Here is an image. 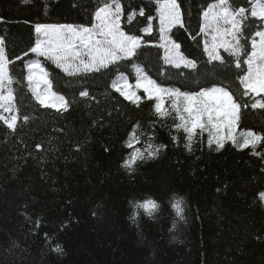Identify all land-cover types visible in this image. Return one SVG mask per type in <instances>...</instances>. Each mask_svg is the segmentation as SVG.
Masks as SVG:
<instances>
[{"label": "trees", "instance_id": "trees-1", "mask_svg": "<svg viewBox=\"0 0 264 264\" xmlns=\"http://www.w3.org/2000/svg\"><path fill=\"white\" fill-rule=\"evenodd\" d=\"M157 2L122 0L126 14H145L126 26L149 42L132 61L68 77L39 58L55 90L74 101L70 111L60 115L40 108L23 79L25 64L38 59L30 52L37 39L35 26L90 27L104 0H0V36L14 61L12 74L20 81L13 85L17 103L21 115L31 117L28 124H18L16 133L0 123V264H264V202L259 200L264 192V145L257 148L261 155L230 142L217 152L206 146L205 133L203 143L189 153L183 133L173 130L174 120L158 121L153 115L152 101L137 109L110 87L119 72L134 82L135 64L164 86L193 90L223 83L237 91L241 70L210 61L204 51L202 14L216 0H178L184 27L175 28L171 38L195 60V69L166 64L163 49L156 46ZM232 2L250 6L249 0ZM148 17H157L150 36L139 31ZM254 23L257 28L261 24ZM81 90L95 99L81 97ZM137 122L146 133L154 130L153 143L166 144L167 149L129 175L121 164L131 151L125 144ZM244 129L264 132V110L244 111L238 132ZM172 135L181 137L179 146ZM37 144L43 150H37ZM173 195L185 199L184 221L170 207ZM149 197L160 202V210L153 217L140 210L133 222V203ZM45 233L53 244H61L62 255L51 250Z\"/></svg>", "mask_w": 264, "mask_h": 264}, {"label": "snow or ice", "instance_id": "snow-or-ice-1", "mask_svg": "<svg viewBox=\"0 0 264 264\" xmlns=\"http://www.w3.org/2000/svg\"><path fill=\"white\" fill-rule=\"evenodd\" d=\"M249 4L250 6L245 7L234 5L232 0H216L202 14L204 25L201 31L211 37L210 41H204V51L210 61L221 65L234 64L235 68L241 70L236 77L239 84L237 91L234 92L230 85L223 83H213L193 90L164 86L135 64L134 82L123 72H119L110 82L112 91L137 109L143 102L152 101L153 115L158 121L169 117L174 120L173 130L183 133V146L189 153L194 151L195 145L203 143L206 133V146L210 150L214 148L219 152L230 142L239 150L251 149L252 155H261L257 148L264 145V132L258 133L252 129L238 132L244 111L249 108L253 111L264 110V0H249ZM157 11L159 43L156 46L164 50L165 62L177 68L183 66L195 69V60L188 59L180 51V44L169 35L177 25L184 27L180 3L178 0H160ZM137 15L143 17L145 14L143 10L126 14L122 0H104L94 12L95 23L92 27L37 24V39L30 52L38 59L25 64L26 75L23 79L40 108L63 115L70 111L74 101L55 90L51 73L39 58L51 61L68 77L101 73L119 65L121 61H132L138 50L149 43L143 36L132 31L131 27L126 30V26L132 25ZM156 18H146V25L139 31L146 36L152 35V20ZM255 20L261 22L258 28ZM221 50L232 60H226ZM24 55L29 53L25 52ZM16 59L22 57L17 56ZM12 63L14 61L8 56L6 40L0 36V123L16 133L18 124H28L31 117L21 115L16 89L13 87L20 81L12 74ZM79 95L95 99L87 90H81ZM53 131L63 132V129ZM154 139V130L148 133L142 131L139 122L133 126L125 144L131 151L121 164L129 175L136 172L138 164L158 159L161 151L167 149L166 144L153 143ZM171 140L176 146L181 143L179 135H172ZM35 147L43 150L42 144ZM105 150L108 151L107 148ZM76 151H80V147ZM259 200L264 202V192L259 193ZM132 206L135 209L132 213L133 222L140 216V210L153 217L161 208L160 202L151 197L136 201ZM170 207L179 220L186 219V202L183 196L173 195ZM40 224L41 218H38L35 227L39 228ZM176 227L177 224L173 221L172 229ZM45 237L53 244L51 236L45 233ZM256 239L259 240L260 237L257 236ZM51 250L61 255L64 253L58 242L53 244Z\"/></svg>", "mask_w": 264, "mask_h": 264}, {"label": "rangeland", "instance_id": "rangeland-1", "mask_svg": "<svg viewBox=\"0 0 264 264\" xmlns=\"http://www.w3.org/2000/svg\"><path fill=\"white\" fill-rule=\"evenodd\" d=\"M157 6H159V2H157ZM94 23H95V21H94ZM94 23H93V24H94ZM203 23H204V20H203ZM91 27H92V26H91ZM177 27H180V26L177 25L176 27H174V28L172 29V31H173L175 28H177ZM172 31H171V32H172ZM171 32L169 33L170 36H171ZM206 39L210 41V40H211V37L205 35V39H204V41H205ZM206 55L208 56L207 53H206ZM167 64H168V63H167ZM168 65H172V64H168ZM172 66L175 67L174 65H172ZM181 67H183V66H181ZM181 67H179V68H181ZM175 68H177V67H175Z\"/></svg>", "mask_w": 264, "mask_h": 264}]
</instances>
